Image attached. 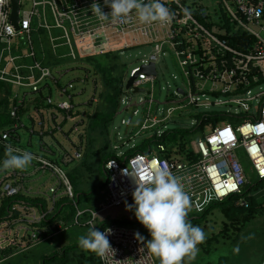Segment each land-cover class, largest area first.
Listing matches in <instances>:
<instances>
[{"label":"built area","instance_id":"built-area-1","mask_svg":"<svg viewBox=\"0 0 264 264\" xmlns=\"http://www.w3.org/2000/svg\"><path fill=\"white\" fill-rule=\"evenodd\" d=\"M17 1L18 30L10 21L12 0H0V83L8 92L12 121L0 129V146L6 149V153L9 147L21 152L29 151L33 160L21 170L3 168L6 153L0 161V210L3 209L0 217V257L3 258L0 262L6 253L27 250L60 231L63 218L51 221L58 210L56 208L60 205V210L67 198L71 203L75 202L68 166L82 159L80 146L72 155L64 152L56 158L43 142L44 136L54 135L51 134L53 130L63 133L70 121L73 126L77 122L72 129L78 133V121L82 122L81 118L72 120L70 114L80 111V103L74 100L84 92L77 86L83 80L61 82L68 71L60 69L65 58L77 61L106 55L119 57L124 51L141 46H151L154 51L140 67L130 72V77L139 72L130 88L126 90L123 84V90L134 94L145 92L142 86L150 84L147 98L139 99L138 103L120 97V104L129 108L133 116L138 114L137 106H148L141 121L133 125L129 120L121 121L127 127L128 138L121 142L115 135L112 138L110 151L114 157L103 166L107 196L102 210L130 202L137 186L131 170L143 173L153 164L166 167L179 178L191 198L188 213L193 211L200 215L213 203L231 198L237 199L236 204L240 208H248L247 198L243 195L248 178L239 159L240 153L249 161L250 170L257 179L264 181V88L261 87L264 84V0H217V11L211 12L201 0H161L173 15L168 22L150 24L141 23L135 12L119 21L112 17L100 18L92 5L100 4L102 11L110 15L111 8L104 0ZM28 1L30 9L24 10L23 3ZM226 20L232 28L228 32L223 28ZM54 30L60 31L61 35L54 37ZM33 33L38 34L40 57L34 48ZM45 36L54 54L60 46H64L68 53L47 61L42 52ZM17 37L24 41V53L14 54L18 46H13L12 39ZM164 49L171 52L182 79V87L175 92V97L182 95L183 98L178 102L186 101V105L195 108L232 107L235 112L199 116L196 127L207 120L214 119L215 122L199 130L202 138L191 143V159L186 157L187 153H180L176 147L170 148L162 141H155L154 152L150 146L145 153L126 154L137 147L133 145L135 138L149 131L153 133L185 107L170 99L165 103L169 105L166 109L156 107L152 113V106L157 104L154 100L156 62ZM151 63L155 66V76L140 71L142 66ZM86 72L89 73L88 68ZM257 87L259 91L254 92ZM136 89L142 91L134 92ZM205 94L219 95L223 99L210 103L207 99L201 100L200 95L204 97ZM38 104L51 107L48 116L38 111ZM20 109L40 115L39 129H27L29 137L25 145L21 143L19 130L26 128L22 118L27 114L20 115ZM64 121L66 123L62 126ZM35 134L40 142L38 150L32 151ZM158 137L163 139L164 134L158 132ZM124 148L128 150L124 151ZM126 169H129L127 173ZM46 174L51 183L44 191L42 187L35 188L34 183ZM5 202H8L6 206ZM75 212L76 223L88 213L91 229L111 230L108 239L114 253L103 258L97 256L100 264H155L138 227L111 223L99 229L94 226L98 212H81L77 206ZM53 222L57 224L53 225ZM136 233L143 240L137 239ZM260 264H264V259Z\"/></svg>","mask_w":264,"mask_h":264},{"label":"rangeland","instance_id":"rangeland-1","mask_svg":"<svg viewBox=\"0 0 264 264\" xmlns=\"http://www.w3.org/2000/svg\"><path fill=\"white\" fill-rule=\"evenodd\" d=\"M197 1V0H196ZM202 5L207 7L208 10L217 11L218 3L217 0H201ZM23 9H30V1L23 3ZM54 37H59L61 35L60 31H52ZM44 38V37H43ZM264 38V34H263ZM32 41L34 44L37 56L40 57V48L38 41V34H32ZM45 44H43L44 56L47 61H53L57 56H62L67 54V49L64 46H60L56 53L54 54L51 49L50 42L45 36ZM24 41L20 38H13V46L17 45L18 50L14 54L24 53L26 51ZM62 43V40H60ZM153 48L151 46H141L128 49L119 55L117 61L114 60H103L100 59V63L107 65L112 69L114 77L119 78L123 84L126 86V82L130 78V72L137 67H140L142 61L149 58L153 53ZM60 69H68L61 79L62 83H66L70 80H83V83L78 84V88H83V94L75 96L74 102H78L80 111H85V117H82V122L78 121L79 132H73L72 127L76 125L75 122L70 121L63 129V133L57 131L53 136H44L43 142H45L52 155L56 158L61 157L64 152L73 154L75 148H81L82 158L84 154H87L86 158L82 160L84 162L80 166L81 170L76 173V176H68L75 192V182H77L78 193L75 195V202L71 203L70 199L64 201V206L59 210V218L63 220V227L60 231L56 232L52 236H48L44 241L43 239L36 242L32 247L22 252H14L9 256L3 255L5 258L1 260L0 264H59L60 256L62 251L66 248H72L80 246L79 238L81 235H87L91 226L88 224L90 219L89 214H85L79 218V221L75 222V207L81 212L93 211L98 212L97 221L94 222V226L99 227L102 222L119 220L123 217H130L131 221H138L134 215V210H127L126 205H131L134 203L133 197L130 202L125 203L121 207L111 208L108 210H102V206L106 203V190L102 187V183L105 177V173L100 169L99 159L95 157L97 151L100 149L108 148L110 149V143L115 135L116 140L121 142L122 139H126L129 136V132L126 133L127 127L121 123L122 120H129L133 125L137 121H141L145 113L146 106H137L138 114L133 116L131 110L125 105L119 103L118 111L113 115L109 129L107 132L100 131L98 128L90 129L88 121L92 115H100L106 113L108 108L102 99V92L106 91L104 87L101 73H96L94 69V63L87 62L85 59H77V61H69L66 58L62 60ZM87 67H89V73L86 72ZM157 76L154 82V100L157 104L152 106V113L156 111V107L161 109H166L168 104H165L168 100L173 99L175 101L182 100V95H176L175 92L178 87H182V79L178 74L177 67L175 65L173 56L168 49H164L160 53L159 58L156 62ZM88 75H87V74ZM54 74V72H53ZM55 75V74H54ZM87 75V78H85ZM146 89L145 92L134 94L133 91L126 92L125 89L122 90L121 97L127 101L131 99L132 103H138L139 99H146L148 95V90L150 89V84H145L142 86ZM264 88V84L261 85ZM127 90V89H126ZM254 92L259 91V88H254ZM1 96V95H0ZM55 96L53 99L55 100ZM201 100L209 101L214 103L216 99H223L219 95L205 94L204 97L200 95ZM86 102L85 104H81ZM185 105L183 112L177 111L174 117L170 118L164 126L158 127L144 134L142 137H137L134 139V146H138L141 142H146L148 140H155L161 142L158 137V132H162L164 135L177 130H187L196 129L197 121L200 115H220V114H234V108L232 107H200L195 108L194 106L189 107L186 105V101L183 103L178 102V105ZM129 109V110H128ZM27 115L22 118V122L26 128H20L19 133L22 138V144H26V140L29 137L27 129L33 127L37 131L40 121L39 113L34 111H27ZM29 114V115H28ZM61 115H59V119ZM45 118V115L43 116ZM80 118H77L79 120ZM81 123V124H80ZM52 127V125H51ZM72 129V130H71ZM210 129V128H209ZM207 129L206 132L209 130ZM89 134V137H88ZM118 134V135H117ZM184 138V137H183ZM182 138V141H184ZM202 138V134L199 130H194L191 135L185 137L187 145L190 148L193 141ZM40 138L38 135H33L32 137V151L38 150V144ZM129 142V146L131 145ZM187 148V147H186ZM152 152L156 149V144L151 145ZM128 150L124 148V151ZM187 150V149H186ZM101 154V153H100ZM95 155V156H94ZM240 162L245 170L248 178V189L247 193L254 199V207L250 212L252 219L245 223L243 226L241 223H236L231 225L229 221L225 220L223 217L220 207L212 209L205 218L198 219L200 215L195 212H189L186 219L196 218V224L193 226L201 227L206 234V239L202 244L198 245L199 251L195 257L186 256L182 264H260L264 259V182H259L256 175L250 170V163L243 155L239 154ZM77 162V161H76ZM81 160L71 166L80 165ZM88 169H91L88 172ZM70 169H68L69 172ZM39 177V176H38ZM71 179L73 181H71ZM51 182L48 180V174L40 176L39 179L34 183L35 188L42 187V191L46 189V186ZM92 190V191H91ZM79 194V195H78ZM77 204V205H76ZM56 209H59L57 207ZM62 210V213H60ZM57 224L53 222V225ZM139 230L143 235L146 245L151 239V235L148 230L139 222ZM57 230V229H56ZM240 230V231H239ZM69 255L74 259L75 253L71 252ZM155 264H160L159 259L152 256ZM3 258L2 256L0 259Z\"/></svg>","mask_w":264,"mask_h":264},{"label":"clouds","instance_id":"clouds-1","mask_svg":"<svg viewBox=\"0 0 264 264\" xmlns=\"http://www.w3.org/2000/svg\"><path fill=\"white\" fill-rule=\"evenodd\" d=\"M111 8L110 15H106L100 4L93 3L94 12L100 18L112 17L124 20L135 12L141 23H165L170 20L172 13L161 0H104ZM187 12V9H185ZM7 158L3 161L4 169L21 170L33 160L29 151L7 149ZM129 169H126L127 173ZM136 178V189L133 192L131 205L127 210H134L138 222L150 233L151 239L147 243L148 252L159 259L160 264H182L186 256L195 257L199 251L198 245L206 239L205 231L199 226H193L187 219L191 207V198L184 190L179 178L162 166L153 164L143 173L131 170ZM93 227L87 235L79 238L80 246L94 252L97 256L106 257L114 253L110 246L108 234ZM137 239L143 240L139 233Z\"/></svg>","mask_w":264,"mask_h":264},{"label":"trees","instance_id":"trees-1","mask_svg":"<svg viewBox=\"0 0 264 264\" xmlns=\"http://www.w3.org/2000/svg\"><path fill=\"white\" fill-rule=\"evenodd\" d=\"M224 23L225 24H224L223 28L226 30V32L230 31L232 28H231L230 24H228L227 20H226V22L224 21ZM100 59L117 61L119 58H118V56L106 55V56H102V57H89V58L85 59L86 63L87 62H90L92 64L94 63V66H95L94 69H95L96 73H98V74L101 73L103 84H104V87L106 88V91L102 92L101 96H102V99L104 100V102L108 108V111L106 113H103L100 115H92L91 118H89L88 125H87V126H89V133H90V129L93 130L94 128H98V129H100V131L107 132V130L109 129L110 122H111L113 115L115 114L116 111H118L119 103H120V97H121V93L123 90V82L119 78L114 77V75L112 73L113 72L112 69L110 67H107V65L101 64L99 62ZM87 68H88V72H89L90 68L89 67H87ZM0 95H1L0 96V129H3V128L7 127L8 125H10L12 121L10 119V110H9L10 99L8 96V92L4 89V85L2 83H0ZM36 106H37L38 111L48 112L51 110L50 106L39 105V104ZM26 112H27V109H20L19 114L21 115V114L26 113ZM70 115H71L72 120H76V118L85 117L84 115H86V113H85V111H76L74 113H71ZM213 120H209V121L207 120L206 122H203V124L196 127V129L171 131V132L165 134L161 141L163 143H165L166 145H168L170 148L176 147L180 153H187L186 157L191 159L193 152L188 147L187 141L184 138L191 135V133L194 130H202L206 124H213L215 122ZM65 123H66V121H64L62 123V126ZM54 133H56V130H53L51 134H54ZM88 137H89V134H88ZM182 138L184 141H182ZM154 143H155V140H148L146 142H141L134 149L127 151L126 154L130 156V155L138 153V152L145 153L148 150V148ZM5 153H6V149H3V147L0 146V161L5 157ZM86 155L87 154H84V157L81 159L80 165L73 166L69 170V173H68L69 178H70V176H73V175L76 176V173L79 172L80 166L84 165L83 164L84 162H82V160H84L87 157ZM95 157H97L99 159L100 169L103 170L104 163L107 160H109L110 158L114 157V153H112L110 151V149L108 151V148L100 149L99 151H97V155ZM90 171H91V169H88V172H90ZM71 181H73V180L71 179ZM259 182L261 183L264 181H259ZM76 184H78V183L75 182V192L77 194L78 191H80V189L79 190L77 189L78 187ZM105 185H106V177L104 178L103 183H102V187L104 189H105ZM247 187L248 186H246L243 189V195L246 196V198H247L248 208H246V209L240 208L236 204L237 199L231 198L229 200H225V201L220 202V203H213L204 213H202L200 215V217L198 219L203 220L205 218V216L212 209L220 207V210H221L223 217L225 218V220L229 221V223L231 225H235L236 223H241L244 226L245 223H247L248 221H250L252 219L250 212L253 210V207L255 204L254 199L249 195V193H247V191H248V189H246ZM72 189L74 191L73 186H72ZM73 194H74V199H75L76 194L75 193H73ZM34 202H35V200H34ZM61 202H62V200H61ZM7 203L8 202L4 203L5 206L7 205ZM58 207H60V205ZM2 213H3V209L0 210V217L2 216ZM58 217H59V209L56 211V213L52 217L51 221L55 218H58ZM198 219L188 218L187 220L190 223L193 222L192 224H195L194 221L196 222V220L198 221ZM51 221H50V223H51ZM137 222L138 221H131L130 217L125 216V217H123L119 220H116V221L110 220V221L102 222L98 228L103 229L105 226H107L108 224H111V223L137 228V227H139V224ZM71 252L75 253L74 259H72V257L69 255V253H71ZM10 254L11 253H6V256L7 255L9 256ZM58 263L59 264H100L98 257L94 252H92L90 250H85L81 246H76V247H72V248L69 247V248L64 249L62 251V254L60 256V260Z\"/></svg>","mask_w":264,"mask_h":264},{"label":"water","instance_id":"water-1","mask_svg":"<svg viewBox=\"0 0 264 264\" xmlns=\"http://www.w3.org/2000/svg\"><path fill=\"white\" fill-rule=\"evenodd\" d=\"M18 1L17 0H12V12H11V16H10V21L12 23V25L14 26V28L16 30H18ZM141 72L147 74V75H156V71H155V66L153 63L147 65V66H142L140 69ZM139 72L136 73L133 77H130L128 79V81L126 82V89H129L132 82L134 81V79L138 76ZM142 90L136 89L134 90V92H141Z\"/></svg>","mask_w":264,"mask_h":264},{"label":"crops","instance_id":"crops-1","mask_svg":"<svg viewBox=\"0 0 264 264\" xmlns=\"http://www.w3.org/2000/svg\"><path fill=\"white\" fill-rule=\"evenodd\" d=\"M48 113H49V111H48V112H44V114L47 115V116H48ZM68 168L71 169V165H69ZM80 170H81V168L79 169V171H80ZM105 177H106V176H105ZM105 177H104V178H105ZM62 209H63V208H62ZM61 213H62V212H61Z\"/></svg>","mask_w":264,"mask_h":264},{"label":"bare ground","instance_id":"bare-ground-1","mask_svg":"<svg viewBox=\"0 0 264 264\" xmlns=\"http://www.w3.org/2000/svg\"><path fill=\"white\" fill-rule=\"evenodd\" d=\"M81 124V123H80ZM62 218V217H61Z\"/></svg>","mask_w":264,"mask_h":264}]
</instances>
